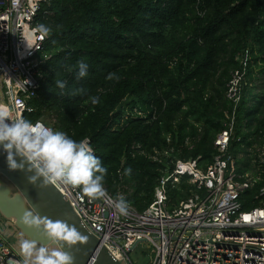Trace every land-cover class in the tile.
Segmentation results:
<instances>
[{"label": "trees", "instance_id": "trees-1", "mask_svg": "<svg viewBox=\"0 0 264 264\" xmlns=\"http://www.w3.org/2000/svg\"><path fill=\"white\" fill-rule=\"evenodd\" d=\"M38 20L48 29L49 57L26 117L74 140L89 138L113 197L123 194L142 212L172 161L196 160L206 170L233 114L234 169L253 180L240 194L242 210L264 206L257 161L264 147V0H48ZM247 50L235 107L228 83ZM80 62L88 65L83 78ZM196 190L184 176L169 190V206Z\"/></svg>", "mask_w": 264, "mask_h": 264}, {"label": "built area", "instance_id": "built-area-1", "mask_svg": "<svg viewBox=\"0 0 264 264\" xmlns=\"http://www.w3.org/2000/svg\"><path fill=\"white\" fill-rule=\"evenodd\" d=\"M47 1L0 0V106L23 118L35 111L30 100L37 95L41 65L49 57L45 51L48 34L40 31L43 24L38 20ZM248 64L247 50L241 68L228 83L227 97L235 107ZM134 112L144 116L142 111ZM233 127L232 114L215 139L217 154L206 170L196 160L172 161V168L168 166L159 178L153 202L142 212L128 203V214L120 215L104 200H91L79 188L56 186L83 223L116 258L128 264H139L134 257L139 244L150 251L148 264H264V206L242 210L240 194L253 180L234 169L235 158L229 152ZM84 139L91 145L89 138ZM257 161L264 169V147L257 149ZM184 176L197 190L170 207L169 190ZM107 194L114 200L125 198ZM0 264H23L20 250L1 232Z\"/></svg>", "mask_w": 264, "mask_h": 264}, {"label": "clouds", "instance_id": "clouds-1", "mask_svg": "<svg viewBox=\"0 0 264 264\" xmlns=\"http://www.w3.org/2000/svg\"><path fill=\"white\" fill-rule=\"evenodd\" d=\"M40 31L47 32L44 25ZM88 65L79 63L77 78L85 77ZM114 74H109L112 79ZM60 88L63 82L57 81ZM98 100H93L97 103ZM0 155H4L10 171L25 172L27 181L42 187L57 184L79 188L91 200H104L120 215H127L129 206L124 197L112 199L104 187L107 168L95 155L87 139L74 140L55 131L42 121L33 123L5 106H0ZM26 228L42 229L50 241L49 247L32 239H21L19 248L23 264H74V257L63 250L64 245L84 243L87 237L63 221H51L36 211H25L20 218Z\"/></svg>", "mask_w": 264, "mask_h": 264}, {"label": "water", "instance_id": "water-1", "mask_svg": "<svg viewBox=\"0 0 264 264\" xmlns=\"http://www.w3.org/2000/svg\"><path fill=\"white\" fill-rule=\"evenodd\" d=\"M30 210L51 221H63L87 237L84 243L64 245L63 250L74 257V264H128L124 259L116 258L100 238L83 223L69 199L57 186L42 187L30 184L25 172L10 171L5 156L0 155V217L15 234L7 237L14 241L17 238L32 239L41 244L46 243L49 247H57L58 244L50 241L42 229L26 228L21 224V216ZM3 234L5 235V232ZM16 247L20 250L17 245Z\"/></svg>", "mask_w": 264, "mask_h": 264}, {"label": "rangeland", "instance_id": "rangeland-1", "mask_svg": "<svg viewBox=\"0 0 264 264\" xmlns=\"http://www.w3.org/2000/svg\"><path fill=\"white\" fill-rule=\"evenodd\" d=\"M126 103L127 104L122 109L123 111H127L130 108H132V105L129 106V104L131 103V99H127ZM125 117H126V115H125ZM45 122L47 123L46 120H45ZM250 128H251V126H250ZM10 242H12V241L10 240ZM142 245L143 244H139L138 249L134 253V257H135L136 260L139 261V264H148V262L150 261V255H149L150 251L146 250V252H145L144 251V246H142Z\"/></svg>", "mask_w": 264, "mask_h": 264}, {"label": "crops", "instance_id": "crops-1", "mask_svg": "<svg viewBox=\"0 0 264 264\" xmlns=\"http://www.w3.org/2000/svg\"><path fill=\"white\" fill-rule=\"evenodd\" d=\"M261 82L260 81H257L255 84L256 85H259ZM260 86V85H259ZM6 226H7V224H6ZM8 227V226H7ZM8 228H6L5 230H3V232H5V235L3 234V232L0 230V232H1V234L4 236V237H6V238H8L7 236L8 235H13L14 234V232H13V230H10V229H8ZM15 235V234H14ZM9 240H11L12 241V243L16 246L17 244H18V242L20 241L19 240V238L18 239H15V241H14V239H11V238H8Z\"/></svg>", "mask_w": 264, "mask_h": 264}, {"label": "flooded vegetation", "instance_id": "flooded-vegetation-1", "mask_svg": "<svg viewBox=\"0 0 264 264\" xmlns=\"http://www.w3.org/2000/svg\"><path fill=\"white\" fill-rule=\"evenodd\" d=\"M7 228L6 226V221L0 217V230L3 231ZM18 239V238H17ZM17 246L19 247V242L17 244Z\"/></svg>", "mask_w": 264, "mask_h": 264}, {"label": "snow or ice", "instance_id": "snow-or-ice-1", "mask_svg": "<svg viewBox=\"0 0 264 264\" xmlns=\"http://www.w3.org/2000/svg\"><path fill=\"white\" fill-rule=\"evenodd\" d=\"M247 219V218H246Z\"/></svg>", "mask_w": 264, "mask_h": 264}]
</instances>
